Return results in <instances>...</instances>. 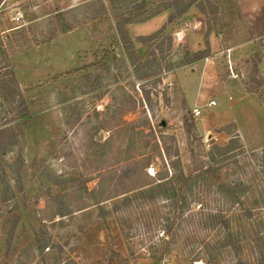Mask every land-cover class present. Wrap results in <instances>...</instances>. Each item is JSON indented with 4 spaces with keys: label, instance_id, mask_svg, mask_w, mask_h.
<instances>
[{
    "label": "rangeland",
    "instance_id": "374dc122",
    "mask_svg": "<svg viewBox=\"0 0 264 264\" xmlns=\"http://www.w3.org/2000/svg\"><path fill=\"white\" fill-rule=\"evenodd\" d=\"M91 1L0 2V31L26 28L20 51L14 40L3 42L17 82L27 88L24 97L33 103L25 122L8 124L16 142L0 153V264H259L264 0H214V16L206 4L209 21L191 6L169 24V10L128 24L135 64L114 43L116 11L103 0L105 13L93 19L84 7ZM68 25L74 27L60 32ZM162 26L171 46L153 67L158 72L139 79L149 48L135 36ZM206 48L203 59L177 65L186 50ZM210 100L215 105L206 107ZM194 105L200 106L198 116ZM74 111H81L78 120ZM188 113L197 134L191 137L193 154L183 124ZM2 115L0 107V122ZM231 138L236 142L228 153L212 150L215 160L205 155ZM175 161L186 175L207 162L214 176L185 190V201L140 194ZM65 193L69 213L60 215L53 198ZM125 195L131 196L127 206ZM36 234L47 243L42 251Z\"/></svg>",
    "mask_w": 264,
    "mask_h": 264
},
{
    "label": "trees",
    "instance_id": "16d2710c",
    "mask_svg": "<svg viewBox=\"0 0 264 264\" xmlns=\"http://www.w3.org/2000/svg\"><path fill=\"white\" fill-rule=\"evenodd\" d=\"M1 2V0H0ZM206 4L209 7V12L214 16L217 13V8L215 7L214 0H161L159 2H152L149 0H107V7L114 9L116 11V21H115V30L117 33V38L114 40V43L119 45L124 52H126L127 57L131 61V64L138 62L136 52L133 45V39L128 34L127 25L133 23L145 22L156 15L169 10L167 24L171 23L176 18L184 14L191 6L197 7L202 15L207 17L208 12L206 11ZM85 9L89 10L93 14L91 18H97L101 14H104L106 11V4L103 0H94L90 3H87ZM86 10V11H87ZM60 20H63L61 15H56ZM208 19V17H207ZM209 21V19L207 20ZM74 25H68L62 27L60 32L64 33L71 30ZM165 26H162L160 29L154 31L153 33L142 36H135V41L147 46L148 58L142 65L147 66V70L138 75V78H146L155 75L159 68H153L154 66L159 67V63L164 58V53L168 51L171 46V35L165 34ZM0 107H3L4 115L1 116L3 122H0V153L5 154L6 149L9 146H12L16 142V133L13 127L8 125L10 121L17 120L18 124L25 122L30 117V109L32 102H29L25 99L24 93L27 91V88H21L17 82L13 70V66L9 61L7 54V49L4 47V40L7 42H12L13 40L17 42L15 46L20 51L24 44H27L26 28L23 27H9L8 31L3 29L0 31ZM22 40V41H21ZM11 44V43H10ZM9 44L10 48L11 45ZM39 43H35L38 45ZM105 54L107 55V49H104ZM14 51L11 49V54ZM209 55L208 49L199 50V51H188L186 50L183 53V59L177 64L179 67L196 62L203 59L205 56ZM93 57L97 59V55L93 53ZM161 58V60L159 59ZM257 60L254 61L252 65V75L254 78V72L257 71V65L259 62V56L256 57ZM96 61V60H95ZM86 66L75 67L64 72L56 73L54 76L50 77L49 80H55L56 78L70 76L78 72L79 70H84ZM88 77L91 76L88 73ZM90 80V79H88ZM245 84V83H244ZM250 89H248L249 91ZM144 97L149 100V91L143 89ZM129 97L125 95V99ZM75 104L69 105V108L74 109ZM115 107L112 109L114 110ZM116 110V109H115ZM80 112L74 111L76 115V120L80 117ZM189 114V113H188ZM183 116V124L188 138L189 148L193 154L191 148V137H196L195 124L193 117L189 114ZM197 138V137H196ZM236 141L234 138H231L229 143L225 146L213 145L211 150L205 151V155L209 159H214V153L212 150H216L217 154H226L233 147ZM168 155V153L166 152ZM163 158V157H161ZM203 168L201 170L197 169L193 174H184L183 170L180 167L179 161L172 162V169L167 170L165 173L157 175L147 183L143 184V189L140 194L146 195L149 199L155 198V196H161L165 200H182L185 201L186 197L183 195L185 190H191L193 184H197L202 180L207 174L210 173L211 176H214V171L211 170L210 165L206 162L203 163ZM128 171L125 172L127 176ZM116 176V175H115ZM113 177V176H112ZM121 175H118L120 178ZM118 183V182H117ZM129 189H125L127 192ZM93 192V190H92ZM63 195L57 194L53 198L54 202L57 205V212L60 215H65L69 213L67 204L64 202ZM131 196L125 195V205H129ZM35 245L37 250L42 251L44 248L48 247L42 237H39L38 234L35 235ZM258 248L260 251L264 252V234L259 236L258 239ZM235 264H248L246 261L238 259ZM259 264H264V258L260 260Z\"/></svg>",
    "mask_w": 264,
    "mask_h": 264
},
{
    "label": "built area",
    "instance_id": "2783aa9c",
    "mask_svg": "<svg viewBox=\"0 0 264 264\" xmlns=\"http://www.w3.org/2000/svg\"><path fill=\"white\" fill-rule=\"evenodd\" d=\"M230 49H226V52H229ZM227 59H228V53H227ZM207 60V58L205 59ZM229 70H230V76L231 77H235L236 75L233 73V71L231 70V67L229 66ZM215 105V101L214 100H210L205 106L206 107H211ZM192 114L194 116H198L200 114V106H196L194 105L193 108H192Z\"/></svg>",
    "mask_w": 264,
    "mask_h": 264
},
{
    "label": "crops",
    "instance_id": "0c3cea01",
    "mask_svg": "<svg viewBox=\"0 0 264 264\" xmlns=\"http://www.w3.org/2000/svg\"><path fill=\"white\" fill-rule=\"evenodd\" d=\"M230 122H234V120L230 121Z\"/></svg>",
    "mask_w": 264,
    "mask_h": 264
}]
</instances>
